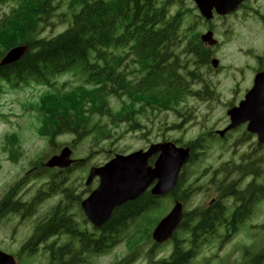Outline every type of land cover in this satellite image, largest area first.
<instances>
[{
    "label": "trees",
    "instance_id": "obj_1",
    "mask_svg": "<svg viewBox=\"0 0 264 264\" xmlns=\"http://www.w3.org/2000/svg\"><path fill=\"white\" fill-rule=\"evenodd\" d=\"M57 2L0 0V6L15 4L10 13L0 17V59L13 46L28 45L19 61L0 66L1 79L31 80L51 85L58 75L74 73L82 80L80 85L66 92H50L41 97L38 103L43 116L40 133L51 141L69 132L78 134V140L93 132L110 137V132L103 129L101 119L105 116L115 125L128 122L133 129L137 124L135 104L139 102L141 108L158 105L161 109L176 110L188 93L192 96L209 95V84L203 89H194V73L188 74V80L180 71L179 56L173 57L181 41L184 17L182 13L169 16V5H158V0H70L72 20L66 30L53 37H41V30L50 24L58 9ZM193 34L192 38L197 42L192 44L190 41L187 51L195 54L201 63L208 59V55L199 34ZM124 51L132 54L128 53L125 59ZM130 56L135 58L130 65L137 68L131 72L134 77L128 74L129 63L125 62ZM111 94L119 96L121 102L119 109L113 112L108 109ZM50 101L51 105L48 104ZM94 116L100 119L96 121ZM199 142L190 145L194 147ZM248 157L234 165V171L242 177L247 174L258 177L262 163L258 157ZM236 180L229 183L212 180L220 199L204 211L185 215L180 235L173 239V252L159 264H191L205 242L218 234L220 226H226L230 231L226 241L241 223L250 218L254 206L264 198V184L253 179L245 187H240L238 183L242 181ZM15 190L16 184L2 199L0 217L24 209L20 201L11 197ZM187 196V191H183L177 198L186 201ZM228 196L239 203L229 217L227 207L221 201ZM159 206L160 199L147 193L117 209L111 220L97 234L91 235L76 226L73 217L59 206L37 225L23 251L36 252L39 244L45 243L49 264H81L84 254L99 255L115 247L132 228L140 227L144 218L146 229L138 240L151 239L148 226L155 222L152 215ZM193 214L197 217L190 225ZM62 236H66L67 241L61 242ZM52 237L55 240L48 243ZM131 241L127 264L138 254L137 240ZM156 248L154 245L147 252L150 261L156 257ZM240 264H264V246L255 252L251 246L245 247L244 260Z\"/></svg>",
    "mask_w": 264,
    "mask_h": 264
},
{
    "label": "rangeland",
    "instance_id": "obj_2",
    "mask_svg": "<svg viewBox=\"0 0 264 264\" xmlns=\"http://www.w3.org/2000/svg\"><path fill=\"white\" fill-rule=\"evenodd\" d=\"M169 1L171 13H175L179 9L185 11L187 8L190 9L183 19L182 37L178 50H176L178 54L176 56H179L180 60V71L188 80L190 79L188 74L194 73L193 75L196 77L192 83L194 89H203L204 85L209 84V96L189 95L183 98L176 110L161 109L160 106H157L153 113L150 110L151 107L141 108L135 104L134 116L141 120L140 124L143 127L147 128L142 131H128L126 123L111 124L112 119L103 117L101 119L104 125L103 129L106 132L110 130L109 132L112 134L108 141H103L97 132L85 138L75 147L72 146L74 148L73 158L76 160L85 159L83 163L74 165L69 172L65 173L67 175L66 186L73 184L75 197L83 192L86 197L91 189L97 187L98 179L93 181L90 186L85 187L90 167L104 165L115 154H128L130 151L146 148L152 142L163 140L176 141L180 145H185L204 132H213V138L208 145L203 146L205 150H201L197 159L186 167L185 179H183L182 188L192 189L188 201L184 202L187 210L208 205L213 198L218 196L216 187L210 186V181L216 170H218L216 178L224 176L223 173H219L222 171L223 165H237L243 157L248 158L249 155L258 157V161L264 163V146H257L256 136L252 134L248 136L246 125H241L234 131H230L225 141H220L215 136L219 129H223L229 124L227 110L233 105H238L244 98L247 89L252 86L253 71L264 67V0H247L236 12L225 17L215 16L209 22H205L202 17H199L200 13L193 0ZM69 2L70 0H58V9L50 24L41 30V37L56 36L69 26L72 20ZM14 5V3L2 4L0 17L9 13ZM209 26L214 30L216 38L219 39V44L210 47L213 56L220 61L218 68H214L211 63L203 65L199 62L198 57L184 54L190 41L192 44L197 42V39L192 38L195 36L193 32H206ZM128 53L132 54L130 51L123 52L125 59ZM258 55L263 59H259ZM132 61H135V58L130 56L125 62L127 65L129 63L127 68L131 72H135L137 68L130 65ZM131 76L133 77L135 74L132 73ZM81 83L82 80L78 75L66 73L58 75L54 83L51 84V88L34 83L20 88H12L11 85L4 84V92L0 96V199L12 184L30 171L37 160L41 158L45 160L58 154L64 145H71L73 137L71 135L58 137L54 144L42 136L38 132V128L41 126L43 116L40 112L38 114L33 110V107L39 96L43 97L54 90L66 92ZM126 101L129 103L128 100ZM51 103L50 101L48 104L51 105ZM120 104L119 96L111 94L108 109L111 112L116 111ZM94 119L98 121L100 117L95 116ZM13 135L14 137L9 139V136ZM116 139L119 140L116 141ZM16 141L19 144L16 147H19L20 151L22 150L18 162H14V157L11 158L10 155V151L12 152L15 148L13 142ZM18 156L16 157L18 158ZM261 170L264 171V164H261ZM52 171L54 172L51 173L55 174L58 169ZM258 176L257 181L262 182L264 172L263 174L259 173ZM63 177L64 175L60 174L56 183ZM238 177L237 173H233L227 181ZM252 178L253 176H248L244 183ZM48 181H50L49 172L41 179L31 180L22 187L18 197L23 201H30ZM45 189L47 190V188ZM63 197L62 193L51 195L38 208L33 218L27 221H22L21 215L18 214H12L7 220L1 221L0 249L14 255L19 253L20 245L32 233L34 224L42 219L51 207L55 206ZM230 202L231 199L227 200V203ZM173 205V201L169 198L166 210L164 206L162 207V211L165 210L164 216L169 213ZM73 212L77 218L82 215L80 207L76 204ZM263 225L264 200L255 207L251 218L240 225L239 231L226 245L220 248L219 238L214 242L212 239L202 248L194 264L240 263L243 260V249L246 245L253 247L254 251L264 245ZM223 235V231H219L218 236ZM134 238L137 236H132L130 232L128 240L131 241ZM126 241L127 237L108 253L87 255L86 264H112L121 259L129 249L130 243ZM152 245L153 243L149 240L140 243L138 249L140 257L134 264H147L146 254ZM171 249V243L156 249L159 252L156 261L167 256ZM19 264H49V259L48 255L40 249L27 257L24 254Z\"/></svg>",
    "mask_w": 264,
    "mask_h": 264
},
{
    "label": "water",
    "instance_id": "obj_3",
    "mask_svg": "<svg viewBox=\"0 0 264 264\" xmlns=\"http://www.w3.org/2000/svg\"><path fill=\"white\" fill-rule=\"evenodd\" d=\"M203 15L211 18L215 8L219 14H226L236 9L243 0H196ZM205 42L216 43L212 32L202 36ZM27 46L20 45L7 52L1 65L19 60L26 52ZM218 65V61H213ZM232 123L221 132L235 128L243 122H249L248 130L258 134L260 143L264 144V72L256 76L252 90L246 95L239 107L228 111ZM160 152L154 167L148 159ZM71 150L66 147L61 154L54 156L47 165L49 167H67L72 163ZM189 148L177 147L172 142L153 144L149 150H140L130 155H117L104 167L93 168L89 176L90 183L96 176L100 177V185L83 207L89 219L96 225H103L113 210L121 204L140 196L158 179L152 192L162 195L171 192L177 185L182 166L189 159ZM182 204L177 202L174 209L156 227L153 237L158 242L170 238L181 223L183 217ZM0 264H18L14 256L0 250Z\"/></svg>",
    "mask_w": 264,
    "mask_h": 264
},
{
    "label": "bare ground",
    "instance_id": "obj_4",
    "mask_svg": "<svg viewBox=\"0 0 264 264\" xmlns=\"http://www.w3.org/2000/svg\"><path fill=\"white\" fill-rule=\"evenodd\" d=\"M239 143V142H238ZM228 165V164H227ZM102 232V231H101Z\"/></svg>",
    "mask_w": 264,
    "mask_h": 264
}]
</instances>
